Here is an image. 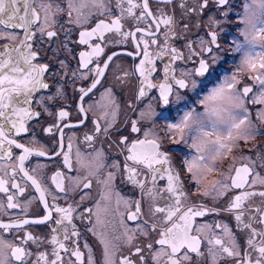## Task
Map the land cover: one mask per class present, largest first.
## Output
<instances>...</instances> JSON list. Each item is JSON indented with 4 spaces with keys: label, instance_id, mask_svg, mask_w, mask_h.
<instances>
[{
    "label": "snow or ice",
    "instance_id": "obj_1",
    "mask_svg": "<svg viewBox=\"0 0 264 264\" xmlns=\"http://www.w3.org/2000/svg\"><path fill=\"white\" fill-rule=\"evenodd\" d=\"M216 2L219 6L230 4V0ZM256 2L241 0L240 23L254 12ZM152 4L164 7L153 8ZM259 4L261 11L255 30L264 35V0H259ZM177 7L181 9L179 20L175 18ZM197 7L200 11L207 9L208 0H200L193 7H188L186 0H67L63 7L59 4L53 7V3L45 0H0V40H19L20 43V47L4 44L0 50V264H264V155L253 157L246 154L243 158L246 162L226 171L199 153L185 159L184 172L197 186L199 195L213 201L210 205L203 199L191 198L186 190L184 173L174 168L170 156L162 150V140L171 139L173 144L183 141L175 133L183 132L196 108L185 112L180 121L167 123L161 133L153 131L156 117L161 114L153 110L152 102L158 99L168 105L174 94L180 98L174 92L178 87L205 91L208 95L204 100L214 106L224 100L226 93L229 99L243 105L231 114L232 123L223 126L222 131L229 140L232 139V129L241 124L248 123L250 131L243 138H237L235 145L218 143L212 152L213 157L222 158L224 162L234 150L255 140L258 134H264V62H252L254 49L246 52L244 59L230 73L221 70L212 87L203 88L202 79L211 76L214 66L222 59L218 33H208L210 39L200 37L192 42L186 41L187 55L174 45L173 41L178 38L176 27L194 14ZM65 10L68 31L65 32L64 50L72 54L70 38L77 28L80 30L75 43L85 46V50L78 52L77 66L69 74L73 91H78L77 103L74 109L56 104L58 111L55 113L48 106L67 98L64 91L67 81H56L58 87L47 94L48 103H45L44 96L39 97L43 111L54 119L42 128V132L52 138V143L37 150L18 138L29 133L31 121H39L41 112L32 106L35 94L51 87L45 74L56 73H50L48 64L34 63L37 53L33 41L46 35L49 40L56 38L58 42L57 31L48 29L58 27L64 30L66 25L57 23L54 17ZM34 25L39 28V37L33 31ZM195 27L199 28L200 24ZM5 29H23V39ZM183 30L187 33L189 25L184 24ZM109 36L112 39H108ZM194 44L199 47V52ZM232 45L233 52L240 51L239 43L233 41ZM56 52L60 53L59 47ZM121 57L132 61V71L122 69L117 63ZM166 57L164 79L157 84L154 82L157 61H164ZM194 57L199 59L193 60ZM188 60H193L198 67L186 71L181 65L180 75L193 77L191 84L175 75L176 62ZM59 63L68 67L64 61ZM245 65L251 75L244 72ZM118 69L121 71L116 79L122 84L132 76L137 78L132 110L139 119L129 117L127 127L131 133L142 134V139L139 135L132 140L121 136L112 141L113 133L122 129L115 127L119 105L113 88L105 81ZM245 79L251 83H245ZM77 81L81 82L78 90L75 89ZM253 85L257 86L255 91ZM154 89L158 90V98L149 96L150 90ZM97 92L100 93L98 98L90 103ZM200 106L203 109L204 103L201 102ZM95 110H100L105 123L91 121V130L83 133V143L91 151L84 153L79 142L74 148L73 141H77V137L66 135V130L86 129ZM73 111L78 120L71 119ZM220 111L213 107L208 113L209 134L221 131L217 123ZM109 116L112 117L110 120L107 119ZM102 135L115 144L118 155L124 157L123 162L109 161L103 147L97 148L96 143ZM30 140L41 143L34 132ZM257 152L264 153V149H257ZM39 158H47V164L41 163ZM51 164L56 167L52 168L50 178L39 175ZM202 167H207L214 175L223 172L222 179L213 181L209 188L202 187L205 178L193 175L194 168ZM81 169L85 170L83 174H80ZM118 179L139 189L141 196L150 198L152 203L147 211L142 199L137 201L119 193L115 186ZM160 181L165 182L163 186ZM94 184L103 189L100 202L94 204L95 211L92 207L81 208V202L90 198L91 193L86 190H91ZM27 189L32 190L29 196L25 195ZM77 192L79 196L74 199ZM229 192L231 196H228ZM113 195L116 196L117 210L121 202L126 210L134 209L121 213L124 232L115 240L123 239V245L108 239L103 231L97 232V227L103 223L100 212L108 211L106 202H111ZM225 197L228 203L222 208L217 207ZM69 200L74 202L69 204ZM161 200L164 201L162 204L159 203ZM33 201L41 205L40 216H29ZM56 201H63L65 206ZM223 214L232 215L234 224L221 219H201L218 218ZM74 219L86 222L85 230L99 240L102 245L99 260L86 241L81 246L82 234ZM126 221L137 223L129 227ZM33 226H48L50 238L29 231ZM234 229L245 234L243 243ZM5 233L11 234L13 239L6 238ZM45 246H51L50 250Z\"/></svg>",
    "mask_w": 264,
    "mask_h": 264
},
{
    "label": "flooded vegetation",
    "instance_id": "obj_2",
    "mask_svg": "<svg viewBox=\"0 0 264 264\" xmlns=\"http://www.w3.org/2000/svg\"><path fill=\"white\" fill-rule=\"evenodd\" d=\"M45 2H51L53 3V7H55L57 4H59L61 7H63L67 0H45ZM188 7L197 6L200 0H186ZM153 8L156 7H164L163 5H156L152 4ZM241 0H230L229 5L225 6H219L216 2V0H208V8L200 11V9L197 7V11L194 14H191L188 18L181 21V23L176 27V33H177V39L173 41L174 45L179 48L182 52H184L185 55H187V50L184 48L185 42H192L194 40H198L200 37H204L205 39H210V35L208 33L215 31L218 33V43L222 47V51L219 53V55L222 57L221 61L214 66V71L211 74V76L207 78L202 79V87L203 88H210L213 86V81L217 75L220 74L221 70H227V73H229L232 70V66L230 63V58H235L237 60L238 58V52L237 55L234 53H231L229 50L228 55H225L223 52L224 50H228L229 48H232V42L236 39L240 40L242 37L239 35L240 31L242 30V25L240 23L241 20ZM39 11V9H38ZM167 11L171 12V9H167ZM41 15L43 16V13L41 12ZM67 15V10H65L64 13L60 14L58 17H54L57 23H63L66 25L64 30L62 31L60 28L55 27L54 29L50 28L48 30H55L57 31L58 35V42L56 41V38H53L52 40H49L47 36L40 37L39 39H35L33 41V49L37 53V60L34 61V63L38 65L48 64L50 73L55 72L56 75H50L49 73L45 74L46 81L50 84V88L48 90H42L40 93L35 94L36 98L33 101V108L36 111L41 112V116L39 118V121L36 120L30 122V131L29 133L22 134V137L18 138L20 139V142H23L26 144V146L33 147L34 149L40 150L45 148V144H51L52 138L48 137L45 133L42 132V128L45 125H49L52 123L54 116H48L44 111L43 108L39 102V97L44 96L45 103H48L47 101V94L51 93L52 90L58 85L56 84V81L59 80L61 83H64L67 81V84L65 85L64 91L67 95V98L63 101L57 100L48 106L53 109V112L55 113L58 111L56 108V104H60L61 106H71L73 109L76 106L77 101L75 100V97L78 95V91H73V85L71 83L72 77L69 75L71 70L77 66V60H78V52L80 50H85V46H81L75 43V41L78 39V31L79 28L76 29V31H73L72 36L70 38V47L72 48V54H69L66 50L63 48V43L65 41V32L68 31L67 24L68 21L65 19V16ZM181 17V9L177 7L175 9V18L179 20ZM215 22V23H214ZM39 23V22H38ZM199 23L200 27L197 28L195 25ZM188 24L189 25V31L187 33L183 30V25ZM5 31H11L16 33L20 39H23V29H5ZM33 31L36 32L37 36L39 37V28L38 26H33ZM183 36V39H180L179 37ZM108 39H112L111 36L107 37ZM4 44H13L16 47H20L19 40L13 42V41H7V40H0V50H2ZM55 45V46H54ZM60 48V53L57 54L56 48ZM131 47V45H129ZM194 47L196 48V51L199 52V47L194 44ZM214 47V46H213ZM111 51V49H109ZM207 55V54H205ZM199 57H194L193 60H198ZM193 60L188 61H178L174 65V67L177 69L175 72V75L177 78H185L189 84H191L193 77H184L180 75V66H183V69L186 71H194L195 67H198L197 64L193 63ZM64 61L68 64V67H63L59 62ZM229 61V65H228ZM167 62V57L164 61H157V72L154 74V82L159 84L163 82V67L164 64ZM117 63L122 65V69L132 71V61L129 60L126 57H121ZM121 71V69L114 70L111 75L109 76L108 80L105 81V84L109 87L113 88V95L119 105V112L116 114V124L115 127L118 129H122L120 132H114L112 135V141L118 140L121 136H127L129 140H132L135 136L139 135L140 138H143L142 134L137 133H131L127 127L129 122V117L133 120L139 119L138 114H134L132 110V102L135 97V93L137 90V78L135 76H132L129 78L127 83L122 84L121 81L116 79V76L118 72ZM198 81L201 80V78H197ZM245 83H251L249 80L245 79ZM81 86V82L77 81L75 84V89H79ZM254 86V91L257 86ZM102 92L103 89H100ZM174 92L179 95L181 98L180 100L177 99V95H173L170 97V103L168 105H164L162 102H159L158 99L154 102H152L153 110L156 113H160L161 115L156 117V124L153 129V131L157 134L161 133L162 130L166 129L167 123H176L178 122L179 118L184 114V111L190 108H196L198 111H202L200 104L197 103L198 99L200 100L204 94L205 91H202L200 89H197L196 91L191 90H185V89H179L178 87L174 88ZM198 93V95H197ZM99 92H97L96 96L92 98V101H89L90 103L95 101L98 96ZM155 95L157 98L159 97L158 90H150L149 96ZM112 117L109 116L107 119H111ZM71 119L72 120H78L79 117L76 116L75 112L73 111L71 113ZM99 120L101 125L105 123V119L101 118V112L100 110H95V114L90 116V122L88 123V127L86 129H76V130H66V135H75L77 137V141H73L74 148L79 142V146L81 147L82 151L84 153H88L91 151V149L83 143V133L84 131H90L92 128L91 121ZM147 127V126H145ZM35 133L36 138L41 143H35L30 140V137L32 133ZM262 133H264V129H262ZM179 139V137H177ZM67 142V141H66ZM162 150L166 151L167 154L170 156L173 166L175 169L180 170L184 173V181L186 184V190L190 193L191 198L193 200H205L208 204H212L213 201L211 199L203 198L199 195V192L197 191V186H194L192 182L188 179V174L184 172L183 169V161L185 159L191 158L195 155V153L183 142L173 144L171 142V139L168 140H162ZM97 148L103 147L107 154V159L109 161L112 160H119L120 162H123L124 157L118 155L117 148L114 143L110 142L108 139H105L102 135L100 139L96 143ZM257 149H264V134H258L256 139L247 143L246 145H242L240 148L233 151L230 158L224 161L220 166L222 170H227L229 167L233 166H240L241 162H246L243 160L244 156L251 155H264V153L257 152ZM19 153V150H17ZM35 159V158H34ZM41 163L47 164V158H39ZM56 167V165L51 164L47 166V170L45 172L39 173V175L47 176L50 178V176L53 174L52 168ZM85 172L84 169H81V173L83 174ZM70 174V173H69ZM50 182V179H49ZM164 181H160V185H164ZM116 189L119 191V193L122 196L133 198L134 200H143L144 201V208L145 211L148 210L149 205L152 203L150 198L147 195L141 196L139 189H134L131 185L122 183L119 179L116 181ZM90 191V198L84 200L81 202L80 207H92L95 211L94 204L99 201V197L103 192V189L100 185L94 184L93 188ZM202 191V189H201ZM32 194L31 189H27L25 195L29 196ZM232 193L229 192L228 196H231ZM79 196V193L77 192L74 194V199ZM74 200H69L67 203L71 204ZM164 201H159V203H163ZM257 203H259V199L257 198ZM56 203L60 204L61 206H65L63 201H56ZM108 206V211L104 212L101 210L100 217L103 223L97 227V232L103 231L106 235V237L110 240H112L116 244L123 245V239L121 240H115L116 236L121 235V233L124 232V226L120 223L121 221V213H125L126 211H132L134 209L129 208L125 209L123 202H121L119 209L117 210L116 205V196H112L111 202H106ZM228 203L227 197H225L221 203L217 204V207H224ZM18 211V210H16ZM41 213V205L38 203V201H33L32 205L30 206L29 210V216L30 217H37L40 216ZM93 220H95V216L92 217ZM203 220H211V219H221L223 221L228 222L230 225L234 224V217L232 215L223 214L220 217H204L201 218ZM74 223L77 226V229L81 232L82 237L80 239L81 246L85 243V241L93 248L95 256L97 260H99L100 253L102 250V245L100 244L99 240L96 236H94L91 232L86 231V222L81 223L80 220L74 219ZM127 225L129 227H133L135 223L132 221H126ZM29 231H32L36 235L41 236H49V228L48 226H33L28 229ZM234 231L239 235L240 242H244V233H240L238 229H234ZM21 236L23 233L20 234ZM5 237L8 239H13L12 235L9 233H5ZM50 238V236H49ZM69 245H71V241L68 242ZM34 247V246H33ZM48 250H50L51 246H45ZM83 251H87L86 249H83ZM125 251H127L125 249ZM16 264H19V262H16ZM195 264V262H194Z\"/></svg>",
    "mask_w": 264,
    "mask_h": 264
},
{
    "label": "clouds",
    "instance_id": "obj_3",
    "mask_svg": "<svg viewBox=\"0 0 264 264\" xmlns=\"http://www.w3.org/2000/svg\"><path fill=\"white\" fill-rule=\"evenodd\" d=\"M253 13H249L247 19H244L242 25V30L239 35L242 37L244 43H246L250 49H254V55L252 56V62L259 64L264 62V35H260L256 32L255 27L258 24L260 17V4L259 0L253 4ZM243 33V35H241ZM237 55L236 52H233ZM244 59V54L241 56L240 60ZM240 60L237 62L239 63ZM244 72L246 74H252L249 72L247 65L244 66ZM257 71H260L257 68ZM208 93H205L204 96L197 101L198 104L201 102L204 103V108L202 111H198L193 113V115L188 119L183 127V132L175 133L180 136L184 143L195 153H199L217 165H221L223 163L222 158L213 157L212 152L216 148L218 143L225 144H233L235 145L237 142V138H243L246 133L250 131V125L248 123L241 124L239 128L232 129V139L229 140L222 129L223 126L232 123L231 114L237 112L239 109L243 107V105L235 100H231L228 98L229 94H225V98L218 105H212L210 102L204 100ZM180 100L181 98H177ZM213 107H218L221 109L220 111V119L217 123L221 126V131L216 133H210L209 125V115L211 113ZM192 108L184 111L189 112ZM184 115V114H183ZM183 115L179 118L180 121L183 118ZM223 172L220 174H212L209 172L207 167H202L200 169H193V175L197 178L204 177L202 180V187L209 188L213 181H219L223 177Z\"/></svg>",
    "mask_w": 264,
    "mask_h": 264
},
{
    "label": "rangeland",
    "instance_id": "obj_4",
    "mask_svg": "<svg viewBox=\"0 0 264 264\" xmlns=\"http://www.w3.org/2000/svg\"><path fill=\"white\" fill-rule=\"evenodd\" d=\"M235 42H237V43H239V44L241 45V49H240V51L238 52L239 54H238V58H237V60H236L235 58H232V57L230 58V59H231V60H230V63L232 62V63H231L232 69H234L235 65H236L237 62L240 60L241 56L250 50L249 46H248L246 43H244L242 39H240V40H239V39H238V40L236 39ZM232 46H233V45H232ZM230 49H231V50H230ZM229 50H230L231 53H233L232 48H229L228 50H224L223 53H224L225 55H228ZM230 63H229V61H228V65H229ZM229 73H230V72H229ZM226 74H227V73H226Z\"/></svg>",
    "mask_w": 264,
    "mask_h": 264
}]
</instances>
